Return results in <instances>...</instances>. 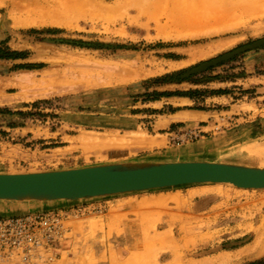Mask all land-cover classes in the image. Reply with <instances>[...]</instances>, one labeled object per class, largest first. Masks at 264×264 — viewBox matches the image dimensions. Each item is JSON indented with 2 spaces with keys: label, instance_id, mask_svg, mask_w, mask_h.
<instances>
[{
  "label": "rangeland",
  "instance_id": "obj_1",
  "mask_svg": "<svg viewBox=\"0 0 264 264\" xmlns=\"http://www.w3.org/2000/svg\"><path fill=\"white\" fill-rule=\"evenodd\" d=\"M53 1L0 0V173L150 162L210 135L220 161L264 166V0H175L173 16L170 0ZM186 110L201 116L177 117ZM78 205L56 264H264V189L196 184L36 210ZM34 208L0 202V215Z\"/></svg>",
  "mask_w": 264,
  "mask_h": 264
},
{
  "label": "water",
  "instance_id": "obj_2",
  "mask_svg": "<svg viewBox=\"0 0 264 264\" xmlns=\"http://www.w3.org/2000/svg\"><path fill=\"white\" fill-rule=\"evenodd\" d=\"M262 45L264 41L257 42L254 47ZM252 47L202 64L188 74L206 71ZM204 183L264 189V168L223 161H127L37 173H0V202L37 204L91 199Z\"/></svg>",
  "mask_w": 264,
  "mask_h": 264
},
{
  "label": "built area",
  "instance_id": "obj_3",
  "mask_svg": "<svg viewBox=\"0 0 264 264\" xmlns=\"http://www.w3.org/2000/svg\"><path fill=\"white\" fill-rule=\"evenodd\" d=\"M86 210L78 205L0 215V264H56L67 223Z\"/></svg>",
  "mask_w": 264,
  "mask_h": 264
},
{
  "label": "crops",
  "instance_id": "obj_4",
  "mask_svg": "<svg viewBox=\"0 0 264 264\" xmlns=\"http://www.w3.org/2000/svg\"><path fill=\"white\" fill-rule=\"evenodd\" d=\"M179 114H184L188 116H201L199 113L192 111H181ZM170 122V125L177 124ZM202 136L200 140L191 145H184L182 147L170 148L162 147L160 151L154 154L151 159H146L142 161L150 162H168V161H211L219 162L220 160L215 158L218 155V150L220 143L222 142L219 137ZM162 160V161H161ZM140 161V160H139ZM125 199H115V205H120L125 203Z\"/></svg>",
  "mask_w": 264,
  "mask_h": 264
},
{
  "label": "bare ground",
  "instance_id": "obj_5",
  "mask_svg": "<svg viewBox=\"0 0 264 264\" xmlns=\"http://www.w3.org/2000/svg\"><path fill=\"white\" fill-rule=\"evenodd\" d=\"M51 1V0H50ZM54 1H56V0H54ZM53 1V2H54ZM84 1V0H83ZM158 1H160V0H158ZM175 1V0H174ZM174 1H172V0H170V1H168V6H169V12L168 13H171L172 12V16L174 15V12L176 13V11L175 10H173L172 11V8H170V7H174L175 6V4L174 3H176V1L174 2ZM183 1V0H182ZM66 2V1H65ZM81 2V1H80ZM163 2V1H162ZM162 2L160 1V2H158L159 3V6H161L160 5V3L162 4ZM63 3V2H62ZM76 3V2H75ZM82 3V2H81ZM87 3V2H86ZM158 3H157V5H158ZM164 3V2H163ZM178 3H179V1H178ZM61 4V3H60ZM149 4V3H148ZM152 4H153V6H154V4H155V2H153L152 1ZM58 5V4H57ZM156 5V7H158ZM163 5H165V4H163ZM179 5H184V4H179ZM148 6H150V5H148ZM167 6V7H168ZM177 6V5H176ZM184 6H186V5H184ZM183 6V7H184ZM63 7H65V6H63ZM156 7H154V8H156ZM163 8V7H162ZM176 8V7H175ZM175 8H173V9H175ZM185 8V7H184ZM43 9V8H42ZM59 9V8H58ZM64 9V8H63ZM70 9V8H69ZM80 9V8H79ZM156 9H160V7L159 8H156ZM54 10V9H53ZM52 10V11H53ZM65 10H66V8H65ZM109 10V9H108ZM177 10H179L178 8H177ZM62 10L60 9V12H61ZM156 11H158V10H156ZM171 11V12H170ZM59 12V11H58ZM59 12V13H60ZM65 12V11H64ZM104 12V11H103ZM108 12V11H107ZM160 12H162V10L160 11ZM40 13V12H39ZM72 13V12H71ZM157 13H159V12H157ZM161 14V13H160ZM180 14V13H179ZM187 14V13H186ZM52 15V14H51ZM69 15V14H68ZM177 15V14H176ZM56 16V15H55ZM158 16V15H157ZM180 16H182V13H181V15ZM47 18H48V15H47ZM196 20V19H195ZM185 22V21H184ZM187 23V22H186ZM181 115V114H180ZM178 118H182V119H192V118H190V116H188V115H184V114H182L181 116H177ZM178 120V119H177ZM153 146V145H152ZM162 161V160H161ZM168 162H171V161H168ZM115 163V162H114ZM110 164H112V163H110ZM103 165V164H102ZM248 166H251V167H262V168H264V166H253V165H248ZM34 173H37V172H34ZM204 184H228V185H231V186H234V187H237V186H235V185H233V184H230V183H204ZM196 185V184H195ZM181 186V185H180ZM172 187H177V186H172ZM167 188H170V187H167ZM237 188H239V187H237ZM159 189H163V188H159ZM239 189H245V188H239ZM156 190V189H155ZM136 193V192H135ZM129 194V193H128ZM121 195H123V194H121ZM107 197H111V196H107ZM113 197V196H112ZM97 198H105V197H97ZM97 198H91V199H97ZM91 199H80V200H65V199H62V200H56V201H51V202H42V203H37V204H32V205H34V209L33 210H36L37 209V207H40V206H42V205H50L51 203H58V202H61V201H64V203L65 202H80V201H83V200H91ZM31 203H33V202H31Z\"/></svg>",
  "mask_w": 264,
  "mask_h": 264
},
{
  "label": "trees",
  "instance_id": "obj_6",
  "mask_svg": "<svg viewBox=\"0 0 264 264\" xmlns=\"http://www.w3.org/2000/svg\"><path fill=\"white\" fill-rule=\"evenodd\" d=\"M0 113H9V111L6 110H0ZM21 114V113H20Z\"/></svg>",
  "mask_w": 264,
  "mask_h": 264
}]
</instances>
